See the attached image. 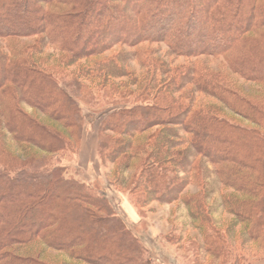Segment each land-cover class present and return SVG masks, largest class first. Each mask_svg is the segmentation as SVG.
<instances>
[{"label":"trees","instance_id":"16d2710c","mask_svg":"<svg viewBox=\"0 0 264 264\" xmlns=\"http://www.w3.org/2000/svg\"><path fill=\"white\" fill-rule=\"evenodd\" d=\"M0 40V264H145L110 202L58 163L81 104L140 202L184 197L204 227L214 178L231 229L264 250V0H0Z\"/></svg>","mask_w":264,"mask_h":264},{"label":"rangeland","instance_id":"374dc122","mask_svg":"<svg viewBox=\"0 0 264 264\" xmlns=\"http://www.w3.org/2000/svg\"><path fill=\"white\" fill-rule=\"evenodd\" d=\"M30 42V39H15L8 44L24 46ZM5 45L6 41L0 40V49L5 51ZM46 52L51 51L48 48ZM208 61L213 67L219 62L211 59ZM24 109L32 113L30 108ZM81 110L84 116L81 140L71 151L66 149L61 152L58 163L66 167L69 176L85 183L96 195L110 202L114 211L138 239L145 264H264V250L259 247V241L242 244V238L245 237L243 225L240 224L235 229L230 227L234 217L228 214L229 206L224 200L225 193L229 194L230 191L223 190L214 178L207 182L206 187L212 188L215 193L208 200L209 208L207 207L206 212L211 216L207 217L208 222H204V227L201 218L195 221L189 216L187 199L184 197L168 204L140 202L137 198L139 192L132 185L131 171L117 172L115 167L102 163L99 158L98 126L102 115L90 112L83 104ZM198 187L205 188L203 181H200ZM198 187L191 182L183 196L191 194L195 197L198 195ZM196 200L201 201L200 198ZM191 204L196 208L203 205L198 202ZM203 234L211 236L212 240L209 242L214 241L215 248L224 252V258L205 256ZM48 254L62 260L61 254Z\"/></svg>","mask_w":264,"mask_h":264},{"label":"crops","instance_id":"0c3cea01","mask_svg":"<svg viewBox=\"0 0 264 264\" xmlns=\"http://www.w3.org/2000/svg\"><path fill=\"white\" fill-rule=\"evenodd\" d=\"M129 215V214H128Z\"/></svg>","mask_w":264,"mask_h":264}]
</instances>
